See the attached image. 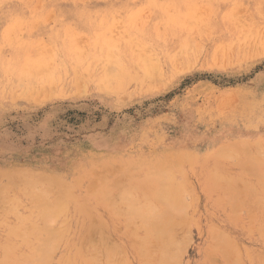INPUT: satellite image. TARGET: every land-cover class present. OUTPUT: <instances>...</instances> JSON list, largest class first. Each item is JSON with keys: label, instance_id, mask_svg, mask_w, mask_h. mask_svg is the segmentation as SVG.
I'll return each instance as SVG.
<instances>
[{"label": "rangeland", "instance_id": "1", "mask_svg": "<svg viewBox=\"0 0 264 264\" xmlns=\"http://www.w3.org/2000/svg\"><path fill=\"white\" fill-rule=\"evenodd\" d=\"M109 64V67L114 64L111 69L114 68V71L117 72L123 71V66H126L131 77H127L121 86H117L113 81L102 84L99 79L104 72L103 69ZM141 64L149 67V75L152 73L150 78L144 74ZM150 79L154 80L153 84L150 83ZM241 140L247 141L246 147H242L243 142H241L242 149L231 147L233 149L229 150L240 153L236 152L238 155L234 156L232 160L228 158L223 160L217 157L216 153L220 148H227L229 143L230 145L234 143L236 148V143L240 145ZM256 142L260 147L255 146ZM255 147L258 151L263 149L262 153L255 151ZM251 152L254 156L256 154L264 157V0H0V180L3 178L0 181V186L3 184V187L9 182L7 185L10 187L7 188V186L6 189L0 187V192L2 191V195L8 193L9 196H7L11 197L10 201L13 200V207L9 201V203L6 202L8 206L2 203L3 200L0 203L4 204L0 206L2 207L0 225L5 224L0 226V259L8 245H13L15 252L20 254L29 252L32 247L30 242H25V244L17 238V240L13 239L15 237H11L10 234L8 235L7 227L12 224L16 226L18 222L14 218L15 214L11 215L12 209L8 210V207L14 208L13 211H15V207L18 208L15 212L28 217L38 216L35 219L39 221L41 217L38 213L39 210L33 209L32 204L34 203L29 200L27 194L25 195L27 199H25L22 190L29 192L39 188L37 194L42 195L41 190L47 188L49 192L45 189L46 193L43 194L46 195L47 192L50 193V188L56 186L57 189L55 187V191L51 194L52 189L50 196L55 197L56 193L58 194H55L57 198L62 195L61 193H65V190H68L74 197L68 195L71 198L67 206L70 208L65 207V210H69L67 215L64 212L65 219L63 215L57 223H52L54 227H60L61 222L67 224H61V228L65 227L63 238L67 240L63 239L54 250L51 264H60L65 261V258L73 264H79L80 260L87 264V258L90 255L88 253L97 256L96 250L99 249L102 250V255H98L97 259H101L102 256V264H106L110 258L113 263L118 264H142L144 262L146 264V259L139 257L140 248L137 249L138 244H136L140 242L137 240V236L140 239L143 234L138 231L136 224L137 231L131 230L134 228L133 223H131L132 227L128 224L130 228H125L124 226L127 224L124 222L126 219H123L125 216L123 214L116 216L107 201L117 199L114 193L119 188L114 189L116 186L118 187L120 181L123 182L122 180L126 178L134 177L137 182L131 181V179L128 181L132 182L131 184H139L140 181V189L145 190L147 185L143 179L149 165L157 167L159 164L158 167L164 169V167H168V164H171L168 167L170 170L167 172L174 173V183L178 184V187L180 186L181 191L185 188L184 193L181 192V197L188 192L183 199L187 198V204L189 203V208L186 207L188 214H184L183 211L186 210L184 207L182 211L184 216L180 215L177 218L179 222L182 217V220L180 219L182 224H179L183 226L185 223V227L188 228L187 230L183 226V230V227L181 228L179 225L176 228L175 237L181 244L177 247L181 249L180 252L177 248L176 251L182 253V248H184L183 256L179 254L180 257L182 256L179 263L227 264L225 259L229 256L236 259L234 255L240 253L241 262L238 261L240 257L236 256L239 258L236 260L240 264H262L264 261V233H262V229L259 232L258 228L264 226V209H259L256 206L253 200L255 197L251 194L249 196L247 193L242 194L240 193L242 190H239L242 187L240 184L246 183L244 180H247L250 184H255V189L259 190L261 194L259 185L264 180L257 182V179L253 177L257 176L256 171L254 175V170H258L259 167L256 165L262 157L259 156L260 158L255 162L254 160L258 156L254 158L247 155L254 158L253 163L252 158L245 156L257 167L254 169V166L249 162L248 164L253 166L251 173L244 171L250 169H247L248 165H245L246 169L244 168L245 161L241 166L244 170L237 167L236 163L232 165V161L240 159H237L238 157H241L242 161L243 153L251 154ZM214 154L216 157H213ZM155 162L157 163L155 164ZM175 162L174 167L173 163ZM130 163H136L137 166ZM260 163L258 162V166ZM176 168H181V170ZM214 170L220 172V175L223 174V178L225 175L228 178V173H230L232 174L231 178L236 180L228 185H233L232 188L235 187L234 189L240 192H236L230 187L232 190L230 189L229 195L234 190L231 197L234 198L238 192L242 196L245 195L243 198L246 200L242 198L245 202H240L241 199L239 200V197L236 196L239 200L235 199L238 205L241 204L240 207L237 206V209L240 208L242 211L241 213L236 211L240 213L235 214L237 218L234 215L236 201H231L232 198L227 194L229 192L226 191L229 189L228 185H226L228 188L224 189L223 183H227L224 182L226 178L223 182L216 181V189L213 188V186L215 187L214 179L219 177L218 173L217 176L213 175L216 173ZM23 171L26 175H30L26 176ZM88 172L89 174H87ZM258 172V176H264L260 170ZM41 173L49 178H46L47 182L50 178L54 179L52 181L55 182V186H52L54 185L52 181L50 182L52 183L51 187L49 182L48 187L46 182L43 185L39 180V185L37 180L29 182L31 175L33 176L31 180H35L34 177L37 175L42 180ZM174 175L172 174V176ZM80 176L82 181L79 180ZM140 176L142 177L139 178ZM258 176L256 178L259 179ZM5 177L9 179L7 180ZM25 178L32 184L29 186L33 187L37 184L38 187L28 188ZM75 178L78 183L82 182L81 186L80 183L76 184ZM231 178L230 181H232ZM262 178L264 179V177ZM100 179L102 182H107L108 185H100ZM24 180L27 185L25 182L23 184ZM56 180L62 181L59 186ZM113 180L118 183L112 185L114 184ZM128 181L121 184L131 186ZM12 182H15V187L12 186ZM94 182H97L95 186H98V189L104 186L102 191H98L99 193L95 186V190H93ZM110 182L114 188L108 187ZM16 183L20 188L16 187ZM34 183L36 184L34 185ZM86 185L88 188L92 186L88 192ZM219 185H222L221 189L226 191L224 194L229 196L227 199L231 198L228 203L234 202L233 209L230 207L231 204L226 203L227 199L222 195V190H219ZM60 186H65L64 191L60 189ZM105 186L108 188L106 189ZM11 187L16 188L14 189L15 194L12 193L13 188ZM127 188L130 187L127 186ZM90 190L95 191L96 194L89 193ZM103 190H108L107 193L111 192L109 196L107 195L108 200L103 197V194L105 196L107 194L103 193ZM128 191L133 193L131 197L134 195L131 198L132 202H136L134 197L136 198L138 194H135L131 189H128L127 193ZM86 193L89 194L86 195ZM93 194L96 195V198ZM14 195L16 196L13 197ZM101 195L102 197H100ZM261 195L264 196V194ZM258 197L261 198L258 195L257 199ZM7 199L9 200V198ZM17 199L20 203L17 202ZM138 199L140 202L136 203L142 205V198L139 195L137 201ZM258 201L256 200V202ZM14 202L15 204H13ZM78 203L79 205H76ZM136 203L131 204L138 206ZM183 203L185 204V201ZM21 204L24 206H18ZM135 205L133 207L138 209ZM3 208L4 210L8 208V213L7 211L3 213ZM30 208L32 212L29 210ZM77 210L80 213H77ZM81 210L86 212H81ZM87 211L95 219V223ZM251 212L254 213L250 216L254 219L252 221V218L250 219L248 216ZM29 213L36 214L29 216ZM77 214H80L81 218ZM185 216L187 219L184 218ZM248 219H250V227H247L249 226ZM40 221L42 222L44 219ZM68 223H71V226H68L70 225ZM96 227L98 230L95 229ZM216 227L219 231L217 233L215 232ZM180 228L183 233L179 231ZM134 230L136 235L135 232H131ZM212 231H214V236L215 233L217 236V234L220 235V231H223L224 234L221 233V237L225 236L226 238L227 234V239L229 236L233 241L235 240V244L233 241L229 244L236 245L237 243L240 252L235 254V251H233L234 253L231 251L223 259L221 254L227 251V247L223 246L225 251L222 252L218 249L223 244L220 242L222 238L217 236L220 240L215 242L213 234H210ZM102 232L108 234L110 238ZM98 233L107 237L109 243L113 239L115 243L112 241V246L116 245L115 248L120 249L116 250L120 253L117 255L119 260L115 248L112 249L111 244L106 242L108 247L105 246L104 241L106 240L103 241L105 238H102V234ZM73 234L74 237H70ZM84 235L86 239H84ZM82 236L84 241L81 239ZM88 237L94 241L98 238L99 247L96 245L95 248L93 247L94 250L90 249L91 243H98H94V241L88 243V246L84 244V242H89ZM183 239L184 241H182ZM225 241L224 243H226ZM74 242L76 243L74 244ZM214 242L215 244L221 243L219 246L216 244L218 246L216 250L213 248ZM18 243H21L19 247ZM209 244H212L211 248ZM26 245L27 247H25ZM85 246L88 248L84 250ZM104 246L105 248L110 247L106 253L111 250L116 252H113V254L115 253L113 259L110 257L106 260V256L104 257L103 254ZM74 247L77 251L74 250ZM212 249L213 253L210 252ZM91 251L96 252L93 254ZM71 255L73 256L71 257ZM85 255L87 258L84 257ZM120 255L123 258L121 260ZM212 255L216 257L214 256V258ZM211 257L215 259H212L213 262L209 260ZM177 259L178 257L172 259L176 260L175 264ZM230 260L232 261V259ZM234 261L228 264H239Z\"/></svg>", "mask_w": 264, "mask_h": 264}, {"label": "bare ground", "instance_id": "2", "mask_svg": "<svg viewBox=\"0 0 264 264\" xmlns=\"http://www.w3.org/2000/svg\"><path fill=\"white\" fill-rule=\"evenodd\" d=\"M195 24V23H194ZM11 34V33H10ZM12 35V34H11ZM188 40H189V38H188ZM189 42V41H188ZM251 42V41H250ZM246 43V42H245ZM80 48V47H79ZM245 48V47H244ZM259 48V47H258ZM188 49V48H187ZM232 49V48H231ZM254 49V48H253ZM46 50V49H45ZM101 50V49H100ZM188 50H190V49H188ZM187 51V50H186ZM249 51V50H248ZM182 52V51H181ZM193 52V51H192ZM177 53V52H176ZM179 53H180V51H179ZM194 53V52H193ZM178 54V53H177ZM217 55V54H216ZM145 56V55H144ZM176 56V55H175ZM179 56V55H178ZM39 61V60H38ZM156 61V60H155ZM229 61H231V60H229ZM144 62V61H143ZM142 62V63H143ZM44 64V63H43ZM31 65V64H30ZM112 65V64H111ZM114 65V64H113ZM112 65V66H113ZM133 65V64H132ZM229 65V64H228ZM110 66V64L109 65H106V68H104L103 70H104V72H103V74H101V78L99 79L100 80V82L102 83V84H107V83H109L110 81H113L115 84H117V86H121L122 84H123V82H125L126 80V78L127 77H131V75L129 74L130 72L127 70V67L126 66H123V71H120V72H117V71H114L115 69L113 68V69H111V67H109ZM114 67V66H113ZM132 67V66H131ZM141 69H143V72H145L144 74H146L145 76L146 77H149L150 78V76L152 75V73H150L151 75H149V67L147 66V65H145V64H141ZM156 67V66H155ZM24 68V67H23ZM78 68V67H77ZM153 68V67H152ZM29 69H30V67H29ZM32 69V68H31ZM33 69H35V68H33ZM129 69V68H128ZM155 69H157V68H155ZM7 70V69H6ZM120 70H121V68H120ZM131 70H132V68H131ZM151 70V69H150ZM12 71V70H11ZM43 71H45L44 69H43ZM48 71V70H47ZM7 72V71H6ZM8 72H10V71H8ZM153 72V71H152ZM155 72V71H154ZM28 73V72H27ZM157 73V72H156ZM72 74V73H71ZM54 75V74H53ZM144 76V77H145ZM156 76V75H155ZM154 76V77H155ZM21 77V76H20ZM24 77H25V75H24ZM145 77V78H146ZM157 77V76H156ZM56 78V77H55ZM153 78V77H152ZM24 79V78H23ZM132 79V78H131ZM131 79H130V81H131ZM134 79H137V77L135 78L134 77ZM28 80H29V77H28ZM125 80V81H124ZM133 80V79H132ZM151 80V79H150ZM157 80V79H156ZM164 80V79H163ZM30 81V80H29ZM98 81V80H97ZM129 81V82H130ZM135 81V80H134ZM143 81H144V79H143ZM154 80H151V82L150 83H152ZM81 82V81H80ZM99 82V81H98ZM158 82H159V80H158ZM161 82H162V80H161ZM34 83V82H33ZM39 83V82H38ZM76 83V82H75ZM149 83V84H150ZM157 83V82H156ZM67 84V83H66ZM153 84V83H152ZM22 85V84H21ZM77 86H78V84H76ZM20 86V85H19ZM23 86V85H22ZM84 86V85H83ZM150 86V85H149ZM152 86V85H151ZM136 87V86H135ZM52 88V87H51ZM53 88H54V86H53ZM78 88V87H77ZM84 88V87H83ZM101 88H102V86H101ZM108 88H109V84H108ZM7 89V88H6ZM56 89V88H55ZM80 89V88H79ZM78 89V90H79ZM51 91H53L52 89H50ZM81 90H82V88H81ZM107 90V89H106ZM9 91V90H8ZM37 91V90H36ZM47 91V90H46ZM45 91V92H46ZM83 91V90H82ZM148 91V90H147ZM5 92H6V90H5ZM15 92V91H14ZM78 92V91H77ZM33 93H34V91H33ZM47 93V92H46ZM52 93H54V92H52ZM80 93H82V92H80ZM79 93V94H80ZM117 92H115V94H116ZM6 94V93H5ZM14 94V93H13ZM31 94V93H30ZM40 94H41V91H40ZM50 94V93H49ZM104 95V94H103ZM117 95V94H116ZM23 96V95H22ZM45 96V95H44ZM50 96V95H49ZM12 97H14V96H12ZM37 97V96H36ZM8 98V97H7ZM15 98V97H14ZM47 98V97H46ZM122 98V97H121ZM38 99V98H37ZM37 101V100H36ZM257 108V107H256ZM250 120V119H249ZM165 133V132H164ZM238 141V140H237ZM188 142V141H187ZM241 142H243V145H242V143ZM239 143V142H238ZM247 143V141L246 142H244V141H240V145H237V143H236V148H235V145H234V143H233V145H230V143H229V145H227L226 147L227 148H220L218 151H217V153H216V155H217V157H219V158H221V159H223V160H226V159H224V158H228L229 160H232V158L234 157V156H236V155H238L237 153H239L238 151H234L235 153L233 154V151H231V150H229V149H242V147L244 146V147H246V144ZM253 143V142H252ZM259 143V142H258ZM241 145H242V147H241ZM248 145V144H247ZM230 146V147H229ZM239 146V147H238ZM255 146H258V144H257V142L255 143ZM212 147V146H211ZM231 147H233V148H231ZM258 147H260V146H258ZM257 147V148H258ZM263 148V147H262ZM262 148H260V149H262ZM247 149H249L248 148V146H247ZM251 149V148H250ZM255 149H256V147H255ZM254 149V150H255ZM263 150V149H262ZM262 150H259L258 151V149H256L255 151H257V152H261ZM216 152V151H215ZM241 152V151H240ZM247 152V151H246ZM248 152H250V151H248ZM253 152V151H252ZM252 152H251V154L250 153H248V154H244L243 153V157H242V161H241V157H238L237 159H239V160H236L235 162L234 161H232V165H233V163L235 164L236 163V165H237V167H239L240 169H243L244 170V168L246 169V167H245V165L247 166L248 165V167H247V169L248 168H250V169H248V170H244V171H248L249 173H251V172H253V171H251V168L253 169V164H252V162L251 161H253L254 160V158L256 157V156H258V155H256L255 154V156H254V154L252 155ZM262 153V152H261ZM240 154V153H239ZM215 155V154H214ZM216 155L215 156H213V157H216ZM247 155H250V156H253V157H249V156H247ZM245 156H247V157H249L250 159H251V161H248V159L245 157ZM260 156V155H259ZM256 157V160H254L255 162H257V160L260 158V157H262V155L260 156V157ZM205 158V157H204ZM231 158V159H230ZM246 158V159H245ZM228 159H227V161H228ZM245 159V160H244ZM249 159V160H250ZM264 157H262V159H260V160H258V162L260 163V166H264ZM170 159H168V161H169ZM177 160V159H176ZM134 162H135V160H133ZM137 161V160H136ZM162 161V160H161ZM160 161V162H161ZM215 161V160H214ZM238 161V162H237ZM244 161H245V163H244ZM247 161V162H246ZM254 161H253V163H254ZM130 162V161H129ZM170 162V161H169ZM244 163V168H241V166H243L242 164ZM250 162V164L251 165H253V166H251L250 164H248ZM258 162H257V167H259V168H257L256 166H254V169H255V167L258 169V170H254V175H255V171H256V174H257V176H258V174H259V170H260V172L261 173H263V175H264V171H263V169H264V167L263 168H261L260 166H258ZM263 162V163H262ZM128 163V162H127ZM157 162H155V164H156ZM168 163V162H167ZM171 163H172V161H171ZM240 163V164H239ZM91 164V163H90ZM130 164H133V163H130ZM136 164V163H135ZM135 164H133V165H135ZM152 164V163H151ZM162 164H164V163H162ZM177 164H179V163H177ZM213 164H215V163H213ZM109 165V164H108ZM159 165V164H158ZM158 165H157V167L156 166H152V165H149V168L145 171V175H144V182L146 183V185H147V188H145V190H142V189H140V186H139V184H140V181H139V184H131L132 182H130V181H128V180H130L131 179V181H135V179L136 178H134V177H132V178H126L125 180H122L123 182H119V184H118V187L116 186L115 187V189L114 190H116V188H119V189H121L120 191H116L115 193H114V195H116V197H117V199L115 198H113L114 200H112L111 198H109V199H111V201H107L108 199H107V195L109 196L110 194H111V192L109 193H107L106 191H108V190H103V193L105 192V193H107L106 194V196H105V194H103L102 192H100V194H103L104 196V198L105 199H107L106 201H107V203H108V206L110 205V208L112 209V211L114 212V214H116V216H118L119 214H120V216H121V214H123V216H125V218H123V219H126V220H124V222H127V224H125V228H130V226H128V224L129 225H131V223H133V225H131V227L133 226L134 228H131V230L132 229H135L136 231H137V228H135V224L137 225V227H138V231H141V233L143 234V236L139 239V237L137 236V240L138 241H140L139 243H136V244H138V248L137 249H139L140 248V250H139V253H138V255H139V257H144L145 259H146V264H175V261L176 260H172V259H176L177 257H178V261L176 262V264H180L179 262H181V257L183 256L182 255V253H183V249L184 248H182L183 247V245H182V253H178L177 251L179 250V252H180V248L178 249L177 247H179L178 245L180 244L179 243V240L175 237V234L177 233L176 232V228H177V225H179V226H181L180 224H182L181 223V221H180V219L182 218H180L179 219V222H178V220H177V218L181 215H183L184 216V214H188L187 213V208H189L188 207V204H187V198H186V200H184L183 199V197L188 193H186L184 196H182L181 197V192L185 189H182V191L179 189V187L177 186L178 184H175L174 183V180H173V177H174V179H175V175H174V173H172L174 176H172V174H169V172H167V171H169L170 169H168V167H169V165H171V164H168V167H164V169H162L161 167H158ZM173 165H174V167H175V165H176V162L175 163H173ZM250 165V166H249ZM79 166V165H78ZM129 166V165H128ZM136 166H137V164H136ZM163 166V165H162ZM180 166H181V164H180ZM213 166V165H212ZM119 167V166H118ZM129 167H133V166H129ZM172 167V166H171ZM228 167V166H227ZM106 168V167H105ZM112 168V167H111ZM168 169V170H167ZM176 169H178V168H176ZM79 170V169H78ZM166 170V171H165ZM178 170H181V168L180 169H178ZM177 170V171H178ZM216 170V169H215ZM214 170V172H216V173H214L213 175H215V176H217V173H218V175H219V177L217 176L216 178H215V176H213V178H215L214 179V185H215V187L213 186V188L214 189H216V184H217V182L216 181H218V180H220V181H222L223 182V180H224V182H227L226 184L225 183H223L224 185H225V187H224V189H226V188H228L229 187V189L227 190L226 189V191H229V192H227V194L228 193H230V189L232 188V186L233 185H228V184H230L231 182H236V180L234 181L231 177V175L232 174H230V173H228L229 174V176H228V178L226 177V175L224 176L225 178H223V174L222 175H220L219 173L220 172H217V171H215ZM126 171H128V169H126ZM172 171V170H171ZM170 171V172H171ZM263 171V172H262ZM24 172V171H23ZM32 172V171H31ZM91 172V171H90ZM94 172V171H93ZM125 172V171H124ZM129 172V171H128ZM173 172V171H172ZM247 172V173H248ZM258 172V173H257ZM25 173V172H24ZM179 173V172H178ZM183 173V172H182ZM260 173V174H261ZM32 174V173H31ZM39 174V173H38ZM42 174V173H41ZM87 174H89V172L87 173ZM86 174V176H88ZM242 174V173H241ZM243 174H244V172H243ZM25 175H26V173H25ZM27 175H30V174H27ZM26 175V176H27ZM43 175V174H42ZM42 175H40V176H42ZM84 175V174H83ZM82 175V176H83ZM101 175V174H100ZM112 175V174H111ZM120 175H123V174H120ZM125 175V174H124ZM133 175V174H132ZM14 176V175H13ZM24 176V175H23ZM23 176H22V178H23ZM32 176V175H31ZM30 176V178L32 179L33 178V176L31 177ZM36 176V175H35ZM38 176V175H37ZM34 177V179L35 180H31L30 178V181L28 180V179H26L25 178V180L27 181H29L30 183H31V181H36L37 180V184H38V180H39V182H40V184H42L43 183V185H44V182H46L47 184V187L49 186V183L52 181V180H54V179H51L50 178V180H48V182H47V179H49L47 176H42L43 177V181L41 180V178L39 179L38 177ZM91 176V175H90ZM99 176V175H98ZM143 176V175H142ZM142 176H140L139 178H141ZM245 176V175H244ZM257 176H255V177H253V178H255V179H257V182L259 181V182H261V181H263L264 179L262 178V177H264V176H262V175H259L258 177H259V179L261 178V180H259L258 178H256ZM25 177V176H24ZM95 177V176H94ZM93 177V178H94ZM103 177V176H102ZM105 177V176H104ZM129 177V176H128ZM234 177V176H233ZM238 177H240V176H238ZM5 178H7V180L9 179L8 177H5ZM21 178V177H20ZM47 178V179H46ZM76 178H77V176H76ZM74 179L75 180V182H76V184L78 183V180L77 179ZM107 178V177H106ZM104 178L105 180H107V179H109V178ZM230 178L232 179V181H230ZM3 178H1V180H2ZM44 179H45V181H44ZM81 179V180H80ZM96 179V181H97V177L95 178ZM114 179V178H113ZM118 179V178H117ZM222 179V180H221ZM229 179V181H227ZM240 179V178H239ZM0 180V181H1ZM10 180H11V178H10ZM9 180V181H10ZM23 180V179H22ZM25 180L23 181V184H24V182H25ZM79 180L80 181H82L83 179H82V177L80 176V178H79ZM92 180V179H91ZM90 180V181H91ZM116 180V179H115ZM143 180H141V181H143ZM207 180V179H206ZM19 181V180H18ZM17 181V182H18ZM27 181V184H26V182H25V185H27L28 186V188H30V189H32L33 187H36L37 186V184L36 183H34V185L35 186H33V187H31V186H29V185H32V184H30L29 182ZM58 181V182H57ZM80 181H79V183H80ZM93 181V180H92ZM100 181H101V179H100ZM114 181V180H113ZM127 182L128 181V184L130 183L131 184V186L130 185H127L128 187H130V188H127V186H126V184H125V186H124V184H121V183H124V182ZM176 181V180H175ZM244 181H246V183H241L240 184V186H242L241 188H239V186L237 187V185H235L237 188H239V190L241 191H239V190H236V189H234V188H232V189H234V190H236V192L237 191H239L240 193H242V194H245V193H247V195H249V194H251L253 197H255L253 200H254V203L256 204V206L259 208V209H264L263 208V206H264V202L262 203V201H263V199H264V196L262 197V195L261 194H264V189L262 188V186H263V184H264V181L261 183L262 184V186H261V184L259 185V188H260V190H261V194H260V192H259V190H257V189H255L256 187L253 185V183H249L247 180H244ZM250 181V180H249ZM20 182H22V181H20ZM19 182V183H20ZM56 182L58 183V186H59V183H61V182H59V180H56ZM65 182H66V180H65ZM74 182V181H73ZM74 182V183H75ZM104 182L105 181H101L100 182V185L101 184H103V185H108V184H106L107 182H105V184H104ZM135 182H137V180L135 181ZM143 182V183H144ZM8 184H9V182H7ZM7 183L2 187V185L3 184H1V188H3V189H6V187L8 186L7 185ZM12 183H13V185H12ZM11 183V185L12 186H14V183L15 182H12ZM52 183H54V185H52V186H55V182H53L52 181ZM52 183H50V187H51V184ZM64 183V182H63ZM78 183V184H79ZM82 183V182H81ZM81 183H80V186H81ZM90 183H93V182H90ZM95 183V182H94ZM97 183V182H96ZM94 184V185H92L93 186V190H95L96 188H97V193H99L98 191H102V189H103V187L104 186H102V188L99 190L98 189V186H95V185H97V184ZM114 184H112V182H110V185L108 186V187H110L111 186V184L112 185H116L117 183L114 181L113 182ZM142 183V182H141ZM144 183V184H145ZM218 183H220V182H218ZM247 183L249 184V188L247 187ZM256 183V182H255ZM220 184H222V183H220ZM222 184V185H223ZM246 184V185H245ZM256 184H259V183H256ZM16 185V187H19V186H17L18 184L16 183L15 184ZM22 185V184H21ZM39 185V184H38ZM61 186H63L62 184H60ZM71 185V184H70ZM145 185V186H146ZM222 185H219L220 186V189L219 190H222V192H223V194L222 195H224L225 197H226V199H227V197H231L232 195H233V192H234V190H233V192L231 193V195H229V196H226L227 194H224V189H221V187H223ZM226 185H228V187H226ZM250 185H252V186H250ZM40 186H42V185H40ZM60 186V187H61ZM77 186V185H76ZM91 186V185H90ZM91 186V187H92ZM94 186H95V189H94ZM121 186V187H120ZM124 188H123V187ZM261 186V187H260ZM15 187V186H14ZM38 187V186H37ZM46 187V186H45ZM56 187V186H55ZM55 187L53 188H50V193H51V191H52V189H53V191H52V193L51 194H53V192L55 191ZM59 187V188H60ZM65 187V186H64ZM64 187H61L60 189L61 190H63V188ZM68 187V186H67ZM90 187V188H91ZM107 187V188H108ZM112 187V186H111ZM127 189H126V188ZM217 187H218V185H217ZM231 187V188H230ZM245 187H246V189L248 188V189H251V187H252V189L251 190H253V191H251V190H246L245 189ZM264 187V186H263ZM7 188H10L9 186L7 187ZM11 188H13V187H11ZM20 188V187H19ZM41 188V187H40ZM86 188H87V192H88V189H90V188H88V185H86ZM105 188H106V186H105ZM106 188V189H107ZM112 188H114V187H112ZM142 188V187H141ZM14 189H16V188H13V194H15L14 193ZM24 189V188H23ZM34 189V188H33ZM36 189V188H35ZM42 189V188H41ZM45 189H47V188H45ZM44 189V190H45ZM56 189H57V187H56ZM65 189V188H64ZM68 189H69V187H68ZM128 189H131V191H133V192H135V194L137 193L138 195H139V197L140 198H142V205L139 203V205L136 203V202H140V200L138 199V201H137V196H136V198L134 197V199L136 200V202H132V200L133 199H131V198H133V196L134 195H132V197H131V194H133L132 192L131 193H129V191H128V193H127V190ZM144 189V188H143ZM231 189V190H232ZM10 190V189H9ZM44 190H41L40 192L41 193H43V194H45L46 193V190H45V192H43ZM93 190H90V192L89 193H91ZM5 191V190H4ZM23 191V192H22ZM21 192L23 193V196L25 197V195L27 194V196H29V200H31V202H33L34 204H32L31 202H30V205L32 204L33 205V207H31V208H33V209H38L39 210V212L38 213H40L39 215H41V217H40V220L41 219H44V221H37L35 218H38V216H36V217H28L27 215L25 216V215H23V214H20L19 212H15V211H17V209H16V207H15V211H13L14 210V208H12L13 207V205H12V201H10V198L11 197H8L9 196V194L7 193V195H2L3 193H1L0 194V198H3V199H0V203H1V201H2V203H4L5 204V206H8V204L7 203H11L10 205H12V207H8V208H6V210H4V208L2 209V211H3V213H5V211H7V209L8 210H11V215H13V214H15V216H14V218H16L15 220H18V222H17V225L16 226H13V224L12 223H10V224H12L11 226H8L7 228L9 229V233H8V235L10 234V236L11 237H15V238H13V239H19V240H21L22 242H30L29 244H30V246H32L31 247V249L29 250V252H27V253H16L15 252V248H14V246L13 245H8V246H6L5 247V249H4V255H3V257L0 259V264H51V257L53 256V252H54V250L58 247V245H60V243H61V241L64 239L63 237L65 236H63V231H64V229H65V227H64V229L63 228H61V224L62 225H64V223L65 222H61L59 225H60V227L59 226H56V227H54L53 225H52V223L54 224V223H57L58 221H59V219H61L62 217H63V215H64V212H65V214L67 213L68 214V209H66L65 210V207H67V208H70V206H67L68 205V201H70V198L72 197L70 194V192H68V190H63L65 193H61L62 195H59L60 197H57L56 198V195H58V194H54V196L55 197H53V196H50L51 194L50 193H48L49 192V189H47V194L46 195H41V194H37V193H39V188H38V190L36 189V190H31V191H29V192H27V190L26 191H24V190H22ZM32 191H34V192H32ZM35 191H36V193H35ZM38 191V192H37ZM71 191V190H70ZM110 191H113V190H110ZM185 191V190H184ZM184 191H183V193H184ZM225 191V192H226ZM243 191H245V192H243ZM247 191V192H246ZM6 192V191H5ZM26 192V193H25ZM32 192V195H33V197H32V199H31V193ZM238 192V193H239ZM248 192H250V193H248ZM253 192V193H252ZM11 193V194H12ZM29 193V194H28ZM89 193H86V195H88ZM92 193H94V194H96L95 193V191L94 192H92ZM91 193V194H92ZM127 193V194H126ZM237 193V194H238ZM261 197V198H259L258 197V199H257V194ZM49 194V195H48ZM93 194V195H94ZM236 194V193H235ZM234 194V195H235ZM235 195L234 196V198L233 197H231V198H229V200L231 199V201H236L235 199H237L238 197H239V200L241 199L242 200V198H243V196L245 197V195H241V194H238V195ZM257 195V196H254V195ZM31 195V196H30ZM68 195H70L71 197L69 198V196ZM128 195V196H127ZM251 195H249V196H251ZM3 196V197H2ZM16 195H14L13 197H15ZM23 196H22V198H23ZM26 196V197H27ZM95 196V198H96V195H94ZM189 196V195H188ZM236 196H237V198H236ZM241 196V197H240ZM18 197V196H17ZM25 197V199H27ZM74 197V196H73ZM72 197V198H73ZM100 197H102V195L100 196ZM223 197V196H222ZM221 197V198H222ZM225 197H223V198H225ZM4 198H6L5 200H4ZM7 198H9V200L7 199ZM243 199H245V198H243ZM23 200H24V198H23ZM74 200V199H73ZM72 200V201H73ZM220 200V199H219ZM223 200V199H222ZM228 199H227V204H231V201H230V203H228V201H229ZM238 200V199H237ZM238 200V201H239ZM240 200V202H245V200L243 201H241ZM256 200L258 201V202H256ZM260 200H261V202H260ZM5 201V202H4ZM9 201V202H8ZM14 201H15V199H14ZM22 201V200H21ZM76 201H77V199H76ZM84 201V200H83ZM88 201V200H87ZM91 201V200H90ZM89 201V202H90ZM97 201H100V200H97ZM185 201V204H187L186 206H184L185 204L183 203ZM7 202V203H6ZM17 202H19L20 203V201L17 199ZM16 202V203H17ZM26 202V201H25ZM82 202V201H81ZM233 202V203H234ZM29 203V202H28ZM131 203H136L138 206H136L135 204V207L136 208H138V209H135L133 206H132V204ZM233 203L230 205V207H231V209H233L234 208V205H233ZM260 203H262V204H260ZM4 204H0V206L2 205H4ZM7 204V205H6ZM13 204H15V202L13 203ZM25 204V203H24ZM74 204V203H73ZM29 205V206H30ZM70 205H72V204H70ZM76 205H79V203L78 204H76ZM81 205V204H80ZM82 205H83V203H82ZM241 205V204H240ZM240 205H238V202L236 201V209L238 208V207H240ZM244 205V204H243ZM243 205H242V207H243ZM18 206H24V205H18ZM85 206V205H84ZM238 206V207H237ZM262 206V207H261ZM140 207V208H139ZM184 207H185V211H183V209H184ZM187 207V208H186ZM224 207H225V205H224ZM230 207H229V209H230ZM1 208L2 207H0V210H1ZM11 208V209H10ZM20 208V207H19ZM25 209H26V207H24ZM31 208L29 209L30 211H31ZM79 208H80V206H79ZM90 208V207H89ZM25 209H24V212H25ZM32 209V210H33ZM81 209V208H80ZM84 209V208H83ZM91 209V208H90ZM235 209V212H234V215L237 213L236 211H240V208L239 209H237L236 210ZM37 210V211H38ZM72 210V209H71ZM79 210V209H78ZM78 210H77V213H80V212H78ZM96 210V209H95ZM29 211V212H30ZM76 211V210H75ZM85 211V210H84ZM84 211H82L81 210V212H84ZM100 211V210H99ZM182 211L184 212V214L182 213ZM28 212V211H27ZM32 212V211H31ZM74 212V211H73ZM86 212V211H85ZM233 212H232V214H233ZM242 211H240V213H241ZM253 212V211H252ZM252 212L251 213H249V218H250V216H252V215H254V213L252 214ZM264 212V211H263ZM7 213H8V211H7ZM6 213V214H7ZM22 213V212H21ZM26 213V212H25ZM87 213H88V211H87ZM99 213V212H98ZM97 213V214H98ZM239 212L237 213V214H240ZM5 214V215H6ZM30 214V215H29ZM28 215L29 216H31V215H35V214H31V213H29ZM66 214V215H67ZM82 214V213H81ZM89 214V213H88ZM94 214V213H93ZM102 214V213H101ZM252 214V215H251ZM10 215V216H11ZM66 215H64V219H65V217H66ZM78 216L80 215V214H77ZM87 215V214H86ZM95 215V214H94ZM93 215V216H94ZM247 215V214H246ZM9 216V215H8ZM69 216V215H68ZM72 216V215H71ZM74 216V215H73ZM72 216V217H73ZM88 216V215H87ZM89 216L92 218V216L89 214ZM88 216V217H89ZM236 216V215H235ZM239 216V215H238ZM5 217V216H4ZM70 217V216H69ZM69 217H67V218H69ZM71 217V218H72ZM75 217V216H74ZM86 217V216H85ZM95 217V216H94ZM6 218V217H5ZM79 218H81L80 216H79ZM184 218H186V216L184 217ZM236 218H237V216H236ZM252 218V217H251ZM250 218V219H251ZM261 218V217H260ZM12 219V218H11ZM70 219V218H69ZM74 219H77L76 217L74 218ZM93 219V218H92ZM98 219H100V218H98ZM187 219V218H186ZM186 219H184V220H186ZM250 219H248V221L250 220ZM5 220H7V219H5ZM4 220V221H5ZM182 220V219H181ZM183 220V222H185ZM252 220H254L253 218L251 219V221ZM13 221V220H12ZM70 221V220H69ZM81 221H83V220H81ZM84 221H86V220H84ZM93 221H94V223H95V219H93ZM92 221V222H93ZM100 221V220H99ZM107 221V220H106ZM1 222V221H0ZM6 222V221H5ZM68 222V221H67ZM71 222V221H70ZM78 222V221H77ZM76 222V223H77ZM90 222H91V220H90ZM103 222V221H102ZM102 222H100L101 223V225H102ZM8 223V222H7ZM83 223V222H82ZM81 223V224H82ZM98 223V222H97ZM114 223V222H113ZM180 223V224H179ZM252 223V222H251ZM253 223H254V221H253ZM253 223H252V225H253ZM3 224L4 223H2L1 225L3 226ZM66 224V223H65ZM68 224H70V225H68V226H71V223H68ZM81 224H80V227H81ZM104 224V223H103ZM208 224H210V223H208ZM0 225V226H1ZM5 225V224H4ZM67 225V224H66ZM76 226H77V224H75ZM90 225V224H89ZM88 225V226H89ZM92 225H93V223H92ZM105 225V224H104ZM185 223H183V226L185 227ZM264 225V224H263ZM67 226V227H68ZM85 226V225H84ZM84 226H82V227H84ZM87 226V227H88ZM91 226V225H90ZM96 226V225H95ZM99 226H100V224H99ZM127 226V227H126ZM178 226V227H179ZM183 226H181V228L183 227ZM212 226V225H211ZM6 227V226H5ZM59 227V228H58ZM73 227V226H72ZM75 227V226H74ZM92 227H94V226H92ZM92 227H90V228H92ZM98 227V226H97ZM97 227L95 228V229H97ZM101 227V226H100ZM107 227H109L110 228V226H107ZM184 227L182 228L183 230H184ZM213 227V226H212ZM247 227H250V221H249V226H247ZM3 228V227H2ZM71 228V227H70ZM76 228V227H75ZM85 228H86V226H85ZM180 228V230L179 231H183L182 229ZM187 230H188V228L187 227H185ZM215 228V227H214ZM253 228V227H252ZM5 229V228H4ZM68 229H69V227H68ZM84 229V228H83ZM88 229V228H87ZM106 229V228H105ZM118 229V228H117ZM210 229H212V230H214L213 228H211L210 227ZM218 228L216 227V229H215V232L217 233V232H219L218 230H217ZM261 229L263 230L262 231V233H264V226L263 227H259L258 228V231L260 232L261 231ZM2 230V229H1ZM89 230V229H88ZM94 230V229H93ZM98 230V229H97ZM131 231V232H135V235H136V231ZM187 230H185V231H187ZM82 231V230H81ZM80 231V232H81ZM103 231V230H102ZM108 231V230H107ZM115 231V230H114ZM127 231V230H126ZM184 231V232H185ZM5 232V231H4ZM73 232H75L74 230H73ZM83 232V231H82ZM91 232H93V231H91ZM96 232V231H95ZM98 232V231H97ZM96 232V233H97ZM99 232H101V231H99ZM104 232V231H103ZM102 232V233H103ZM106 232V231H105ZM122 232V231H121ZM124 232V231H123ZM189 232V231H188ZM6 233V234H7ZM65 233V232H64ZM68 233H69V231H68ZM86 233V232H85ZM101 233V234H102ZM183 233V232H182ZM213 234L214 233V231H212V232H210V234ZM216 233H215V236H214V234H213V236L212 237H214V238H216V239H214L213 238V240L215 241V242H218L221 238H222V240H220V242L221 243H223L222 244V246H220V248L218 247L221 243L219 242V244L218 243H216L218 246H216V244H215V242H214V244L215 245H213L214 247V250H216V248L218 247V249L222 252L223 250L225 251V247H227V251H225V253H222L221 254V257L224 259V258H226V255H227V253H231V251H232V253H234L233 251H235V254H237V253H239L240 252V249H238L239 248V246L237 245V243H236V245H234L235 244V242L228 236V239H227V234H226V238H225V236H223V237H221L222 235H221V233L222 234H224L223 233V231L221 232L220 231V235H218L217 234V236L220 238L219 240H218V237L216 236ZM66 234V233H65ZM83 234H84V232H83ZM98 234H100V233H98ZM100 234V235H101ZM103 234H105L106 235V233H103ZM103 234H102V236H103ZM111 234V233H110ZM122 234V233H121ZM260 234V233H259ZM67 235V234H66ZM131 235V234H130ZM137 235H138V233H137ZM6 236V235H5ZM80 236V235H79ZM85 236V235H84ZM98 236V235H97ZM108 238H110V236L107 234L106 235ZM112 236V235H111ZM134 236V235H133ZM262 236V235H261ZM260 236V237H261ZM7 237V236H6ZM70 237H74V234H73V236H70ZM76 237H77V235H76ZM95 237V236H94ZM93 237V238H94ZM100 237V236H99ZM107 237H102V238H105V239H103V241L104 240H106V241H104V245L105 246H107L108 247V245L106 244V243H108V244H111V242L113 241V239L112 240H110V243L109 242H107V240H109V239H107ZM134 237H136V236H134ZM0 238H1V235H0ZM7 238H9V237H7ZM67 238V237H66ZM81 238V237H80ZM79 238V239H80ZM83 236H82V240H83ZM90 237H88V241L89 242H87V243H85L84 242V244H87V246H88V243L90 244L92 241H94V240H92V239H89ZM127 238V237H126ZM179 238V237H178ZM187 238V237H186ZM225 238V240H223ZM263 238V237H262ZM12 239V240H13ZM16 239V240H17ZM81 239H80V241H81ZM84 239H86V236H85V238ZM97 240H99L98 238H96ZM128 239V238H127ZM182 239V238H181ZM180 239V240H181ZM231 239V240H230ZM9 240H11V239H9ZM65 240V239H64ZM67 240V239H66ZM65 240V241H66ZM97 240H95L94 241V243L95 242H98V243H95V244H92L91 243V248L90 249H92V250H94L93 249V247L95 248L96 247V245H97V247H99V241H97ZM118 240H119V238H118ZM178 240V241H177ZM186 240V239H185ZM227 240H230L229 242L227 241ZM4 241L6 242V240L4 239ZM71 241V240H70ZM70 241H68L69 243H70ZM84 241V240H83ZM83 241H81L82 243H83ZM103 241H101V243L103 242ZM122 241H124L123 239H122ZM182 241H184V239L182 240ZM181 241V242H182ZM224 241L226 242V243H224ZM231 241H233L234 242V244H229V243H233V242H231ZM67 242V243H68ZM73 242V241H72ZM106 242V243H105ZM176 242H178L177 244H176V246H175V243ZM2 243H4V242H2ZM9 243V242H8ZM27 243V245H29ZM76 242H74V244H75ZM80 243V242H79ZM82 243H81V245H82ZM112 243H115L114 241L112 242ZM184 243V242H183ZM15 244V243H14ZM21 244V243H20ZM20 244L18 243V247L20 246ZM26 244V243H25ZM64 244H66L65 242H64ZM64 244H62V245H64ZM73 244V246H75ZM103 244V243H102ZM123 244V243H122ZM226 244H227V246H226ZM27 245L25 246V247H27ZM95 245V246H94ZM114 245V244H113ZM119 245V244H118ZM123 245H125V244H123ZM181 245V244H180ZM184 245H185V243H184ZM210 245V248L212 247V244H209ZM208 245V246H209ZM230 245V246H229ZM234 245V246H233ZM68 246V245H67ZM72 246V245H71ZM87 246H85V248H84V250L86 249V248H88ZM101 246H103V245H101ZM105 246H104V248H105ZM111 246V248L112 249H114L115 247H117L116 245H115V247H113L112 246V244L110 245ZM216 246V247H215ZM223 246H225V247H223ZM236 246V247H235ZM17 247V248H18ZM22 247V246H21ZM62 247V246H61ZM66 247V246H65ZM105 248V251H104V248H103V254H104V257L106 258V260H108L107 258H110V257H112V259H113V256L115 255V253L117 252L116 250H118L119 248H115L114 250L116 251H113V252H115L114 254H113V252H112V250L111 251H109L108 253H106L107 252V250L108 249H110V247L109 248ZM230 249H229V248ZM63 248V247H62ZM68 248H69V246H68ZM71 248V247H70ZM176 248L178 249L177 251H176ZM221 248H223V249H221ZM233 248H235V249H233ZM19 249V248H18ZM58 249H60V248H58ZM97 249H99V248H97ZM121 249H123V248H121ZM125 249V248H124ZM186 249V248H185ZM228 249H229V251H228ZM232 249V250H231ZM2 250V249H1ZM64 250V249H63ZM74 250H75V247H74ZM96 250V249H95ZM120 250V249H119ZM127 250V249H126ZM237 250H239V251H237ZM17 251V250H16ZM26 251V250H25ZM24 251V252H25ZM75 251H77V249L75 250ZM87 251V250H86ZM97 251V252H96ZM95 252H96V254H97V256L95 255H91V253H88V254H90L89 255V258H87L86 256L87 255H85L84 257L85 258H87L88 260H87V264H102V261H103V259H102V256H101V259H102V261H101V259L100 258H98L97 259V257H98V255L100 256V254L102 255V250L101 249H99V250H96ZM101 253H100V252ZM249 251V250H248ZM19 252V251H18ZM56 252V251H55ZM66 252V251H65ZM84 252V251H83ZM92 252V251H91ZM94 251L92 252L93 254L95 253ZM177 252V253H176ZM210 252H214L213 251V249L210 251ZM217 252V251H216ZM221 252H219V253H221ZM59 253V252H58ZM81 253V252H80ZM141 253V254H140ZM212 253H210V254H212ZM61 254V253H60ZM59 254V255H60ZM68 254H69V252H68ZM77 254H78V252H77ZM120 253H116V256L117 255H119ZM125 254V253H124ZM178 254V255H177ZM179 254H181L182 256L180 257V255ZM245 254H247V253H245ZM255 254V253H254ZM1 255V254H0ZM80 255V254H79ZM78 255V256H79ZM133 255V254H132ZM142 255V256H141ZM176 255H177V257H176ZM208 255V254H207ZM240 255V253L238 254V255H234L235 256V258L238 260L239 258L238 257H240L239 256ZM249 255V254H248ZM259 255V254H258ZM63 256H64V254H63ZM73 255H71V257H72ZM78 256H76V257H78ZM122 255H120L119 257H121ZM124 256V255H123ZM126 256V255H125ZM211 256V255H210ZM213 257L215 256V255H212ZM224 256V257H223ZM236 256H238V257H236ZM249 256H252V255H249ZM55 257H56V255H55ZM59 257H61V256H59ZM176 257V258H175ZM216 257V256H215ZM214 257V258H215ZM53 258V257H52ZM57 258V257H56ZM81 258V257H80ZM80 258H79V260H80ZM208 258H209V256H208ZM214 258H210L209 260H212V259H214ZM232 259V261L230 260V259ZM229 258H227V259H225L226 261L225 262H228V263H232L234 260L235 261H237L236 259H234V257H230L229 256ZM73 259V258H72ZM117 259L119 260V258H118V256H117ZM121 259H123L122 257L120 258V260ZM135 259V258H134ZM234 259V260H233ZM241 257H240V260H238V261H240L241 262ZM248 259V258H247ZM253 259V258H252ZM63 260V259H62ZM71 260V259H70ZM74 260H75V258H74ZM74 260H73V262H74ZM99 260V261H98ZM127 260V259H126ZM141 260V259H140ZM215 260V259H214ZM228 260V261H227ZM229 260H230V262H229ZM248 260H250V259H248ZM263 260V259H262ZM261 260V261H262ZM60 261V260H59ZM72 261V260H71ZM113 261V260H112ZM111 261V258H110V260H108L107 262H106V264L108 263V264H118V263H113ZM128 261V260H127ZM145 261V260H144ZM234 261V262H235ZM237 261V262H238ZM52 262H53V260H52ZM55 262H58V261H55ZM99 262H101V263H99ZM125 262V261H124ZM211 262H213V260L211 261ZM240 262H238L239 264H240ZM245 262V261H244ZM260 262V261H259ZM75 263V262H74ZM85 262L83 261V260H80V262H79V264H84ZM227 263V264H228ZM252 263V262H251ZM254 263V262H253ZM53 264V263H52ZM60 264H73L72 262H70V261H68V260H66V258H65V261H62ZM126 264V263H125ZM127 264H129V263H127ZM132 264V263H131ZM142 264H145V262L144 263H142ZM213 264V263H212ZM223 264H225V263H223ZM244 264V263H243ZM262 264H264V261H262Z\"/></svg>", "mask_w": 264, "mask_h": 264}]
</instances>
